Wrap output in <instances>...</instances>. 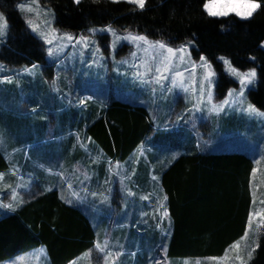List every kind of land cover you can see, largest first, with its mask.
Listing matches in <instances>:
<instances>
[{
	"label": "trees",
	"instance_id": "obj_1",
	"mask_svg": "<svg viewBox=\"0 0 264 264\" xmlns=\"http://www.w3.org/2000/svg\"><path fill=\"white\" fill-rule=\"evenodd\" d=\"M24 1L0 0V13L7 17L9 25L0 48V63L16 69L45 64L42 42L28 31L17 10V5ZM260 2L264 5V0ZM202 3L203 0H148L146 9L139 11L125 2L109 0H82L79 5L73 0H39L41 7L54 13V28L58 31L78 35L88 29L111 25L117 31L131 30L147 34L154 40L164 39L172 42L173 47L191 41L192 58L199 60L200 55H204L214 66L218 99L236 87L235 81L223 71L220 57L230 60L241 72L254 68L257 71L256 86L249 92L248 99L264 113V47H261L264 43V7L251 20L244 21L234 15L210 18L203 12ZM102 41L107 44L108 38L104 36ZM5 93H0V103L6 105L5 109L0 105V129L9 140L10 133L15 135L19 128L15 124L19 123L16 118L21 117V109L17 108V97ZM78 111L72 112L71 118L75 122L69 126L71 129L63 128L59 135L66 141L64 147L50 144L53 149H61L60 156L64 159H56L57 165L62 164L63 172L68 175L75 164H86L84 153L74 148L68 150L70 143L75 142L70 136L72 133L89 140L94 151L101 155L102 162L125 161L143 144L158 143L170 147L172 143H180L178 146L191 143L185 148L191 153L181 156V160L162 176L172 230L170 233L163 227L161 234L168 257L177 259L178 264L185 259L204 261L223 257L229 244L246 230L253 206L249 184L253 163L246 154L204 153L198 147L193 148L194 144H199L194 136L182 131L163 141L164 135L153 134L144 108L117 99L104 105L91 103L85 110ZM29 132L30 129L26 134ZM30 139L28 135L26 141ZM17 141L8 143V152L10 148L21 147ZM7 164L0 150V172L8 169ZM44 164L47 166L46 162ZM98 168L102 169L101 166ZM93 177L92 184H105L103 179L101 183H95L102 174ZM45 178L38 184L43 187L41 194L0 218V261L44 246L50 264H68L94 247L96 234L85 212L87 208L77 203L66 204L55 189L46 192V185H53L55 179ZM140 184L134 179L132 189L136 195L140 194ZM100 189L99 192H106L103 187ZM97 198L89 205L98 204ZM249 264H264V231Z\"/></svg>",
	"mask_w": 264,
	"mask_h": 264
},
{
	"label": "rangeland",
	"instance_id": "obj_2",
	"mask_svg": "<svg viewBox=\"0 0 264 264\" xmlns=\"http://www.w3.org/2000/svg\"><path fill=\"white\" fill-rule=\"evenodd\" d=\"M109 1L112 2V0ZM120 2H124V0H120ZM20 4L34 9L33 13L17 9L25 23L31 20L40 29L47 31L44 21L48 20L51 22L50 26L54 28L53 16L51 14L44 15V10L49 8L39 5L40 14L37 16L35 14L37 5L32 0H25ZM26 25L28 27L27 23ZM89 30L78 35L56 30L59 35L68 33L75 37L88 36L91 43L88 49L80 46L73 48L70 45L58 56L49 57L47 48L50 46L45 45L43 39L37 33L31 32L28 27V31L42 42L45 64H36L38 67L28 73L25 71L26 68L16 69L0 63V93L6 92V95L17 97L18 104L21 105V117L16 118L19 121L15 124L16 127H19L16 134L10 133L12 136L7 140L5 133L0 129V140H2L0 147L7 154L9 150L7 148L10 146L8 143L18 140L17 142L20 143L18 146H21V149L19 148L16 151L21 152L22 157L30 164L29 166L26 164V166L13 167L16 168L18 183H31L30 193L25 188L17 189L21 196L19 200L22 199L24 203L33 195L38 194L40 190H43V187H38L37 184L43 183L46 179V167L53 165L49 167V170L52 167L55 168L57 165L56 159L59 158L60 161L64 159L60 156L61 149H53L50 144L62 145L60 142L63 139L59 135L63 128L71 129L69 126L74 124L75 120L71 118L73 116L72 112L78 110V112H81L91 103L104 105L111 99H117L130 106L144 108L151 122L153 134L157 136L164 135L162 136L163 141H168L170 135L182 131L193 135L195 141L201 145L200 147L212 144L214 145L212 146L213 151L217 153L237 152L246 154L252 160L253 168L257 169L255 176L251 175L252 191L255 192V196L257 195L254 206L255 211L264 209V204L260 203L261 200H264V115L249 116L236 110L240 107L237 104H232L220 115L210 114L206 108L202 112H189L188 110L193 107L191 92L184 93L180 89H173L168 92L159 85H142L136 82L132 79L134 70L129 68L128 65L118 63L121 60L131 61V52L136 49L126 42L117 44L113 48L114 37L99 31L93 35ZM7 31L5 36L0 37V48L5 42ZM117 33L120 35L126 34L125 31H117ZM104 36L108 38L107 44L101 42ZM57 43L54 42L51 47L55 49ZM97 46L100 47V52L95 51ZM140 55H143V53ZM220 62L223 71L229 75L223 62L221 60ZM192 63L199 65V60L192 58L186 62L181 70L186 67L190 72ZM114 67H118L122 74L113 71ZM200 71L198 68V75ZM187 75L186 73V77ZM229 77L236 83V87L230 89L238 92L240 85L231 75ZM6 78L11 79L12 82L7 83ZM54 78H56L55 85L52 83ZM216 83L217 76L213 88L214 103H220L226 98V95L221 99L216 97ZM169 86H171L170 83ZM255 86L256 80L246 89L243 107H246L249 103L248 94ZM153 88L155 89L154 92ZM89 96L92 99H87L84 104L80 103L81 99ZM228 99L231 100L232 98ZM0 105L4 106V109L6 108V105L2 103ZM181 115L184 116V120L177 122V117ZM28 129L31 132L26 134ZM28 135L31 139L26 141ZM70 136L80 146L85 147L89 143L86 138L74 135V133ZM141 147L142 145L135 151L134 157L141 155ZM213 151L207 148V152L213 153ZM85 152L91 159L98 156L94 150L92 152L90 149H86ZM257 160L260 163L257 164ZM13 168L10 167V169ZM85 170L80 165L70 175L64 173L63 177L67 178L66 181L69 180L72 185L78 183L80 187L81 175L82 181L89 185V180H84ZM66 172L68 173V171ZM117 172L120 175H111V177L109 175L107 179L111 178L114 184H118L121 188L119 192L112 191L109 193L111 197L108 196L109 201L107 203L102 204L100 203L101 198H97L98 204L92 203L94 204L92 208L89 203L94 202L96 199L85 198V203L82 204L87 208L85 212L95 230V243L100 242L103 244L104 240L108 239L109 244L106 252L115 253L120 251L124 253L123 256L118 258L115 256L110 257V264H151L149 257L161 258L164 264H178L177 259H171L160 250L159 246L164 245V238L161 236L163 225L160 222L159 214L155 211L158 207H149L150 212L143 215L146 212L143 209L142 200L139 196L128 197L127 191L129 189L123 188L125 181H127L125 183L127 185L130 180L125 179L122 172ZM87 175L90 177L89 174ZM55 178H61V176H54ZM122 179L123 182H121ZM99 182L101 183V181ZM34 183H36V186ZM65 192L71 194L68 188L65 189ZM106 193L108 191L105 192V195ZM158 224L160 225L159 228L157 227ZM156 233L158 236H156ZM254 239L256 238L251 234L247 240L242 239L241 249L251 250V247L254 246ZM35 253H38L39 256L36 257ZM132 253H137V255H132ZM105 254L100 253L93 247L68 264H105ZM232 254L230 250L229 255ZM25 261H28L27 264H50L44 246L19 254L12 260L7 261L6 264H24ZM0 264H4V262ZM181 264H210V260L185 259L182 260ZM231 264H234V261Z\"/></svg>",
	"mask_w": 264,
	"mask_h": 264
},
{
	"label": "snow or ice",
	"instance_id": "obj_3",
	"mask_svg": "<svg viewBox=\"0 0 264 264\" xmlns=\"http://www.w3.org/2000/svg\"><path fill=\"white\" fill-rule=\"evenodd\" d=\"M34 4L37 5V10L35 14L39 16V0H32ZM73 2L77 5L81 4L82 0H73ZM113 3H118L120 0H112ZM125 3L134 6L136 10L144 11L146 9V5L148 0H124ZM264 5L261 4L260 0H203L202 9L203 12L210 18H222L228 17L230 15H234L240 20H251L254 15L262 9ZM17 9L20 11H26L28 13H33L34 9L32 7H25L23 4L17 5ZM51 14L54 18V13L51 9L44 10V15L48 16ZM28 27L31 32L37 33L42 39L45 45H49L47 48V55L49 57L58 56L60 52H62L65 48L70 45L75 48L80 46L84 49H88L91 43L88 36L81 35L79 37H75L71 34L64 33L63 35H59L55 28L50 26L51 22L48 20L44 21L45 27L48 29L44 31L40 29V27L36 24H33L31 20L26 21ZM9 25L7 23V17L0 13V37L6 35V31ZM93 35H95L98 31L109 34L114 37V41L112 47L115 48L117 44L126 42L127 44L132 45L136 50L131 52L132 60H121L118 63L120 65H128L129 68L133 69L132 79L142 85H159L161 88L166 89L168 92H171L173 89H180L184 93L191 92L193 97V107L189 109V112H202L206 110L210 114L220 115L225 112L226 109L232 104H237L240 107L236 110L245 113L249 116H261L264 113H261L252 103H247L246 107H243L245 102V92L253 82L257 79V71L253 68L246 72H241L238 68L232 65L231 61L227 58L220 57L219 59L225 65L226 71L231 75L234 79L237 80L240 85L239 91L230 89L226 93V98H224L220 103H214V83L215 77L217 76L216 71L214 70L213 64L204 56L200 55L199 57V65L196 63L191 64V71L189 72L186 67L181 70V68L186 64L187 61L192 59L190 54V49L192 42L189 41L188 44H183L178 47L171 46L172 42L165 41L164 39H151L147 34H139L133 32L131 30H125L126 34L120 35L111 25H105L102 29H90L89 30ZM74 41V43H73ZM54 42H58L56 48L54 49L51 45ZM261 47H264V43L261 44ZM96 52H100L101 49L99 46L96 47ZM143 53V55H140ZM102 59V58H101ZM251 59H255L252 57ZM38 65H32L30 68H26L25 71L31 73L33 69H36ZM91 67V65H89ZM198 68L201 70L200 74H197ZM113 71H116L118 74H122L119 71L118 67H114ZM186 73L188 74L186 77ZM7 83H11V79L6 78ZM53 85L56 84V78L52 81ZM169 83L171 86H169ZM155 89L153 88V92ZM228 98H232L231 100ZM87 99H92L91 96L83 98L80 100L81 104L86 103ZM184 120V116H178L177 122ZM90 139V138H89ZM2 142V140H0ZM83 147V145H81ZM208 145H205L207 147ZM199 148L200 145L197 144ZM143 155V153H141ZM92 163H97L96 160H93ZM256 163H260L259 160ZM108 172L111 175H120L119 172L112 171L111 162H109ZM257 172L256 168L252 169V176H255ZM15 174V171H13ZM57 175L61 176V179H64L63 174L57 173ZM3 179V174L0 173V180ZM87 174L84 176V180H90ZM152 180L156 181L157 177L155 175L152 176ZM123 182V179L121 180ZM105 183H109L106 179ZM81 186L79 188V192L85 193V195L90 194L93 198L99 196L100 203H107L109 201V197L105 195L103 191L96 192L90 191L87 184L84 181L80 182ZM250 188L252 185V181H249ZM8 188L11 189V201L9 203H0V208L9 209L10 211H16V208L23 203V200H18V192L17 189L25 188L29 193L31 189V183H17L15 187L12 185H8ZM68 190L71 191L70 197L61 196V199L68 205H73V203L84 204L85 197L79 195L74 188L71 182L67 183ZM45 191H52L51 187L45 189ZM63 191V189H61ZM252 204L255 205L256 197L255 192L252 193ZM128 196H133L134 193L129 190L127 191ZM141 200H148L149 196L143 195L140 197ZM167 200V196H164L162 200L159 202V207L156 208V213L159 214L160 221L162 222L165 218L169 217V212L164 201ZM261 204H264V200L260 201ZM143 215H147V213H143ZM169 225H171V220H169ZM255 225V228H254ZM159 224L157 227L159 228ZM264 231V209L257 211H250L248 214V223L247 228L245 230L244 237L242 239L247 240L249 235L251 234L256 239L253 240V247L251 250L241 249L239 243L234 242L230 245V249L225 250V254L223 257H212L209 258L210 264H231L234 261V264H249V261L253 259V253L256 251V248L259 247V237L261 232ZM168 234L167 232L165 233ZM109 241L105 239L103 244L100 242H96L94 247L100 253H106L104 255L105 264H110V257H121L124 255L123 252L117 251L115 253L111 251H107ZM160 250L162 253H166L167 246L160 245ZM233 253L229 255V251ZM132 255H137V253H132ZM246 257V258H245ZM151 260V264H164V261L161 258L149 257Z\"/></svg>",
	"mask_w": 264,
	"mask_h": 264
},
{
	"label": "crops",
	"instance_id": "obj_4",
	"mask_svg": "<svg viewBox=\"0 0 264 264\" xmlns=\"http://www.w3.org/2000/svg\"><path fill=\"white\" fill-rule=\"evenodd\" d=\"M18 110L21 109V105H19ZM66 141H62L60 142L62 144V147H64V143ZM89 143H87V146L82 147L80 146L79 143L76 142H72L70 143L71 145L69 146L70 148L68 150H71L72 148L77 149L79 151H81L82 153H84V161H85V165L82 164H75V166L72 167V169H69V175L70 173L73 172V170L77 167L82 165L84 167V169H86L84 172L86 174H89L91 179L89 180V189L90 191H96L99 192L100 187H103L104 190L108 193H106L107 196L111 197V195L109 194L110 192L114 191V192H119V189L121 188L118 184H114L113 180L110 178L107 179V176L111 177V174H109L108 172V167H109V162H111L112 165V171L113 172H117L120 171L122 172L125 176L124 178L127 180H130V183L128 182L127 185H125V183L127 181H125L123 188L126 189L128 188L129 190H131L133 192L132 189V185H133V181L135 180H139L141 182L140 184V194L136 195L134 192L133 196H136L139 198L143 195H147L149 196L148 200H142L141 203L143 204V209L144 211L150 212V210L148 209L149 207H159V202L162 200V198L164 196H167V200L164 201V203L166 204L167 208H168V212H169V217L165 218L161 223L163 225V227H165V230H169L170 233L172 232L171 230V225H169V220H171L170 217V211H169V206H168V195L164 192V188L162 186V176L167 173L178 161H180L181 156H185V154H189L191 153V151H185V148H188L191 143H182L180 146H178L180 143H172L171 146H167V145H162V144H153V145H142V147L140 148L141 153H143V155H140L139 157L136 156L134 157V153H131V155L122 162H114V161H104L102 162L101 159V155H99L98 153H96V155L98 154L97 158H93L91 159L89 157V155L85 152L86 149H90V151L94 150L93 144L88 140ZM69 143V142H68ZM57 144V143H56ZM207 147H199L202 152L204 153H208L207 152V148L212 149L213 151V147L214 145L212 144H207ZM50 147V146H48ZM174 147H179L180 149L177 150ZM17 147L14 148H10V151L7 152V155H5L4 150L0 147V150H2V154L5 158V160H7V165H8V169L6 171L0 172L3 174V179L0 180V203H9V202H13L11 201V189L8 188V185H12V187H15V185L18 183V176L16 175V168L13 167H19L21 165H25L26 164L29 166L28 161L25 160L23 157L20 158V155L22 156V154H20L21 152H17L16 149ZM193 148H197V145H193ZM93 152V151H92ZM213 153H217L215 151H213ZM229 153V152H227ZM185 158V157H184ZM9 159V160H8ZM93 160H96L97 163H92ZM53 166V165H52ZM59 166V167H58ZM99 166L102 167V169L98 168ZM10 167H12L13 169H10ZM13 171H15V174H13ZM57 173H61L64 174L63 172V165L62 164H58L56 165L55 168H51L49 170V167H46L45 169V176L48 177L47 180L50 179H54V176H60L57 175ZM97 173L102 174V177H100L99 180L95 181L99 182V181H103L105 182L104 179H107L109 181V183H105L104 185H98V184H92L93 181V176H97ZM155 175L157 177L156 181L152 180V176ZM137 178V179H136ZM67 178L64 177V179L61 178H55V183L49 187H51L52 189H55L58 193V196L61 198V196L64 197H70L71 194H67L65 192V189L67 188V183L70 182L69 180L66 181ZM82 181V177L80 175V182ZM112 181V182H111ZM74 182H76L74 180ZM78 182V181H77ZM36 186V183H34ZM38 185V184H37ZM39 187V185H38ZM46 187L48 188V186L46 185ZM73 188H75V190L77 192H79V184L78 183H74ZM61 189H63V191H61ZM101 190V189H100ZM128 190V191H129ZM43 192V190H40V192L38 194H41ZM253 191H251L252 193ZM37 194L33 195L30 199H28L26 202L21 203L19 207L16 208V210H18L21 205L26 204L27 202L31 201L32 199L35 198ZM80 196L82 197H92L90 194L85 195V193H79ZM252 195V194H251ZM117 196V195H116ZM128 196V195H127ZM133 196H128V197H133ZM20 194L18 193V200L20 199ZM99 198V196H97ZM257 197V195L255 196ZM93 198V197H92ZM15 204V202H13ZM74 204V203H73ZM94 204L90 205V207L93 208ZM255 205L252 206L251 211H255ZM152 210V209H151ZM154 211V209H153ZM13 211H10L9 209H5V208H0V218H2L3 216H5L8 213H12ZM15 212V211H14ZM155 214V213H154ZM247 223H248V219H247ZM167 227V228H166ZM246 228H247V224H246ZM255 228V225H254ZM169 234V233H168ZM245 234V230L243 232V234L238 237L237 240H235L234 242L236 243H241L242 241V237H244ZM234 242L230 243L228 248H230V245H232ZM227 248V249H228ZM225 254V252H224ZM223 254V256H224ZM35 256H39L38 253H35ZM34 256V258H35ZM81 256V255H80ZM16 256L7 259V260H3L0 261V263L6 264L7 261L12 260L13 258H15ZM76 259V258H75ZM74 259V260H75ZM73 261V260H72ZM28 261H25L24 264H27Z\"/></svg>",
	"mask_w": 264,
	"mask_h": 264
}]
</instances>
